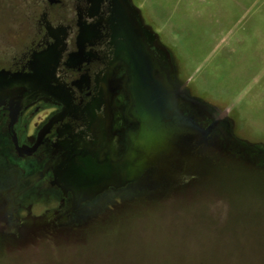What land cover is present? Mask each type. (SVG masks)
I'll return each instance as SVG.
<instances>
[{"label":"rangeland","instance_id":"obj_1","mask_svg":"<svg viewBox=\"0 0 264 264\" xmlns=\"http://www.w3.org/2000/svg\"><path fill=\"white\" fill-rule=\"evenodd\" d=\"M131 2L168 51L170 77L183 86L179 106L209 130L183 147L187 134L175 137L145 169L163 170L67 218L58 189L24 178L40 161L14 157L0 132V264H264V0ZM121 71L118 154L135 129ZM49 110L24 112L18 140Z\"/></svg>","mask_w":264,"mask_h":264},{"label":"flooded vegetation","instance_id":"obj_2","mask_svg":"<svg viewBox=\"0 0 264 264\" xmlns=\"http://www.w3.org/2000/svg\"><path fill=\"white\" fill-rule=\"evenodd\" d=\"M88 13L84 0H0V132L7 133L14 157L40 161V169L24 178L31 185L41 181L58 189L66 218L134 182L119 186L112 181L76 192L64 174L74 159L94 166L125 152L116 150L113 113L115 78L118 69L124 78V67H110L109 91L102 95L110 46L103 26L98 33L93 27L89 36L84 34L86 26L97 22ZM42 105L50 110L34 134L27 142L18 140L17 122ZM166 172L155 177L162 179Z\"/></svg>","mask_w":264,"mask_h":264},{"label":"water","instance_id":"obj_3","mask_svg":"<svg viewBox=\"0 0 264 264\" xmlns=\"http://www.w3.org/2000/svg\"><path fill=\"white\" fill-rule=\"evenodd\" d=\"M84 1L88 15L97 16V22L92 27L86 26L84 34L89 36L93 27L98 33L103 26L110 46L102 95L109 91L110 67L121 64L125 71L122 82L127 99L125 111L136 122V128L128 133L127 148L117 160L94 166L89 160L70 161L64 174L76 192L105 187V183L112 181L119 186L135 181L144 169L158 162L162 150L175 137L189 134L192 131L189 127L197 131L198 137L209 130V127L200 128L191 116L183 114L179 106L183 86L170 77L172 65L168 51L143 23L131 0Z\"/></svg>","mask_w":264,"mask_h":264},{"label":"bare ground","instance_id":"obj_4","mask_svg":"<svg viewBox=\"0 0 264 264\" xmlns=\"http://www.w3.org/2000/svg\"><path fill=\"white\" fill-rule=\"evenodd\" d=\"M183 114H185V113L183 112ZM191 118H192V116H191ZM192 120H194V119L192 118ZM188 126H189V125H188ZM189 128H191L192 131H191L189 134L184 135V136H181V137L179 138V140H181V145H180L181 147H183V146L186 145V144L188 145V142H189L191 139H193V138H195V137H198V133H197V131H193V130H195L193 127H189ZM181 151H182V152H181ZM181 151H180L181 153H180L179 155L176 153L175 155H171V156H170L171 162L169 161L168 165L171 164V163H172L173 161H175L176 159H178V158L181 156V154L184 153L186 150H184V149L182 148ZM159 162H161V161H158L157 164H158ZM165 162H166V161H165ZM162 168H163V167H161V168H159V169H154V168L151 169V168H150V169H147V170L144 169V170H145V171L150 170V171H148V172H149V173H150V172L152 173L153 170H154V171H155V170L159 171V170H163ZM144 170L142 171L141 174H139V176H138L139 179H140L141 177H143V174H144V172H145ZM140 175H141V177H140ZM139 179H138V180H139Z\"/></svg>","mask_w":264,"mask_h":264}]
</instances>
